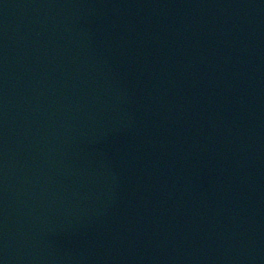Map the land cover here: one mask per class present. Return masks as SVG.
<instances>
[{
	"label": "water",
	"instance_id": "1",
	"mask_svg": "<svg viewBox=\"0 0 264 264\" xmlns=\"http://www.w3.org/2000/svg\"><path fill=\"white\" fill-rule=\"evenodd\" d=\"M0 264H264V0H0Z\"/></svg>",
	"mask_w": 264,
	"mask_h": 264
}]
</instances>
